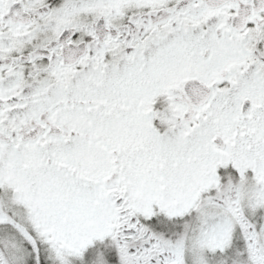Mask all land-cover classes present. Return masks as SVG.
<instances>
[{
  "label": "snow or ice",
  "instance_id": "snow-or-ice-1",
  "mask_svg": "<svg viewBox=\"0 0 264 264\" xmlns=\"http://www.w3.org/2000/svg\"><path fill=\"white\" fill-rule=\"evenodd\" d=\"M0 264H264V0H0Z\"/></svg>",
  "mask_w": 264,
  "mask_h": 264
}]
</instances>
